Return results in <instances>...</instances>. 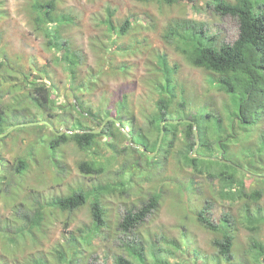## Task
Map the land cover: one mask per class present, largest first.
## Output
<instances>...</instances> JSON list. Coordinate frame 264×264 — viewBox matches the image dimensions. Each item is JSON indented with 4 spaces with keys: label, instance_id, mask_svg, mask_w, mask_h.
Listing matches in <instances>:
<instances>
[{
    "label": "trees",
    "instance_id": "obj_1",
    "mask_svg": "<svg viewBox=\"0 0 264 264\" xmlns=\"http://www.w3.org/2000/svg\"><path fill=\"white\" fill-rule=\"evenodd\" d=\"M60 1H26L25 8L33 31L41 36L45 48L53 53L47 63L39 65L33 54L8 50L2 24L9 13L6 0H0V101L4 93L13 94L11 98L21 107L11 108L12 114L21 110L24 113L26 109L23 103L26 101L43 113L44 119L55 128L46 124H33V129L50 131V136L39 138L42 143L40 147L51 153L57 167L60 168L61 160L58 147L71 142L86 151V158L78 162V169L83 173L96 176L106 173L114 162L120 160L121 163H128L126 167L129 169L124 170L127 176L125 180L98 184L94 191L80 186L67 195L38 199V207L23 225L10 222L0 225V234L3 235L0 264H101L89 261L90 254L95 250L94 237L108 224L100 196L104 193L122 195L127 190L126 185H131L135 170L144 173L150 168L164 169L173 158L179 168H187L192 175L209 179L213 198L215 194L221 200L229 201V204L240 202L239 210L232 212L230 207L216 222L206 216L208 207L205 203L196 212V220L213 236L211 243L215 252L211 256L192 246L191 242L164 235L158 241L145 239L141 243L126 244V254H117L113 264H185L177 258L191 246L193 264H262L260 256L264 254V204L260 199L263 189H248L246 179L252 178L264 183V178L247 174L239 168L243 167L240 162L230 159L225 153L230 150V143L237 139L238 131L250 132L253 126L260 123L264 113V0H214L216 11L237 18L238 35L232 42L214 44L213 37L205 36L202 26L195 21L187 20L185 25L176 22L168 28L166 36L182 43L181 46L176 43V47L192 66L211 72V84L215 82V87L228 95V102L221 105L217 114L211 112L207 104L187 114L184 110L189 98L184 92L178 94V84L173 76L176 66L168 64L164 55H159L158 63L151 71L153 77L149 80L157 99L152 112L145 117V125L135 123L132 99L128 94L123 93L113 101V115L129 131L134 144L143 145L145 151L131 145L128 136L113 120L106 122L97 133L91 131L94 128L85 125L91 121L99 127L100 122L112 114V99H109V105L103 107L101 103L90 105L82 97L83 94L93 92L100 73L104 72L103 65L82 73L84 52L75 45L67 31L75 23V10L60 8ZM157 2L172 5L195 3L196 0ZM93 21L97 29L100 28V34L95 35L92 43L91 49L94 52L108 47L109 54L138 50V45L134 44L139 42L137 38L116 45L121 37L133 29V23L127 18L118 21L115 9L104 6L102 14L94 17ZM105 40H109L110 45ZM126 66L120 65L119 70L124 71ZM58 69L64 73V80L59 82L55 76ZM60 95L62 99L58 102ZM181 111L187 115L185 118L196 123L198 145L192 123L168 122L164 124V134L157 152L149 156L147 152H154L157 148L161 120L176 117ZM7 114L0 105V132L4 130L3 123ZM35 119L36 115L30 117L29 121ZM61 124L65 125L66 130L59 134L56 125ZM121 140H127L128 143L120 147ZM258 150L264 151V135ZM245 153L249 155L247 150ZM213 156L230 160L231 163L213 159ZM16 162L18 170L28 166L23 158L18 157ZM188 189H193L191 183ZM160 197L161 193L156 191L137 210L129 208L118 224L119 227L127 231L141 224L158 206ZM87 202L90 203L91 224L68 230L63 240L51 243L48 247L41 243L45 237L46 216L50 215V208L60 212L73 211ZM65 225L68 226V223L65 222ZM241 228L247 234L243 242H240ZM234 251L239 253L234 255Z\"/></svg>",
    "mask_w": 264,
    "mask_h": 264
},
{
    "label": "rangeland",
    "instance_id": "obj_2",
    "mask_svg": "<svg viewBox=\"0 0 264 264\" xmlns=\"http://www.w3.org/2000/svg\"><path fill=\"white\" fill-rule=\"evenodd\" d=\"M26 1L6 0L9 14L2 24L5 29L4 36L10 52L33 54L41 65L47 63L53 53L45 48L41 36L33 31L25 8ZM58 5L60 8L75 10V23L70 25L67 31L73 37L75 45L84 52L82 73L103 65L104 72L100 73V79L98 78L93 92L82 95L90 105L96 106L101 103L104 107L105 104L109 105L108 101L112 99L110 107H113L111 108L113 115L115 111L113 101L126 93L132 99L131 107L136 116L135 123L145 125V117L152 112L153 104L157 99V94L149 80L153 77L151 71L158 63L159 55H164L168 64L176 66L173 76L178 84V94L184 92L189 98L184 110L187 114L195 112L204 104L208 105L211 112L217 114L221 110V105L228 102V95L216 88L215 82L212 81L211 84V72L192 66L176 47V43L180 46L182 43L172 41L171 37L166 36L170 26L176 22L185 25V22L190 20L202 26L204 35L212 36L214 44L232 42L238 35L237 18L216 11L214 0H196L195 3L172 5H163L157 0H61ZM104 6L115 9V18L118 21L127 18L133 23V29H130L126 36L121 37L116 45H123L137 38L139 42L134 44L138 45V50L135 52L129 50L125 54L119 52L109 54L107 51L109 47L96 52L91 49L95 35L100 34V28L97 29L93 18L102 14ZM105 43L110 45L109 40H105ZM122 64L127 65L124 71L119 70ZM55 76L58 82L64 80V73L60 69ZM67 83L66 81L65 85ZM12 95L4 93L1 96V108L8 113L2 132L16 124L29 122V118L35 115L34 121L46 120L43 113L29 101L23 103L26 109L24 113L21 110L12 114L11 108L21 107L11 98ZM61 99L62 95L57 98L58 102ZM55 111L61 112L60 109ZM186 116L181 111L176 117L168 119ZM10 123L11 126H8ZM85 125L98 128L91 121H87ZM33 127L34 125L16 127L3 136L4 138L0 137V225L5 222L23 225L27 217L35 212L40 198L67 195L80 186L94 191V187L98 184L125 180L127 177L124 170L129 169L126 167L128 163H121V160L114 162L108 172L97 176L81 172L78 169V162L86 158V151L71 142L58 147L61 160L60 168L57 167L55 161L53 162L56 159L51 158V153L40 145L42 143L39 138L50 136V131L33 129ZM56 127L58 131L66 130L64 124ZM124 129L125 131L121 130L127 135L129 131ZM262 135H264V113L260 123L253 126L250 132L238 131L237 139L230 143V150L225 153L230 159L240 162L244 171H249L257 178H264V151L258 150ZM121 141L120 147L128 143L127 140ZM133 146L137 145L133 142ZM245 150L249 155H246ZM18 157L28 163V166L21 167L20 171L16 167ZM132 179L131 185L129 183L126 185L127 190L122 195L104 193L100 196L108 224L94 237L95 250L90 254L89 261L113 264L117 254H126V244L141 243L145 239L158 241L164 235L191 242L192 246L211 256L215 252L211 243L213 236L196 220V212L205 203L208 207L206 216L216 222L230 207L232 212L239 210L240 202L229 204V201H223L215 194L213 198L210 180L203 176L192 175L187 168H179L174 158L164 169L150 168L144 173L135 170ZM246 181L247 188L263 189L260 202L264 204L263 181L252 178ZM190 183L193 186L192 190L188 189ZM156 191L161 193L158 206L144 218L141 224L127 231L122 230L118 224L127 210L129 208L137 210ZM50 209V215L46 216L45 237L41 239V243L46 247L63 240L68 230L83 224H91L89 202L73 211L60 212L56 208ZM244 231L241 228L240 242L246 240L247 234ZM2 236L0 234V244ZM244 245L246 246V242ZM192 246L183 250V254L181 253L177 260L185 264H193ZM2 249L0 245V250ZM234 253L237 255L239 252L234 251Z\"/></svg>",
    "mask_w": 264,
    "mask_h": 264
},
{
    "label": "water",
    "instance_id": "obj_3",
    "mask_svg": "<svg viewBox=\"0 0 264 264\" xmlns=\"http://www.w3.org/2000/svg\"><path fill=\"white\" fill-rule=\"evenodd\" d=\"M109 120H113V121L118 125V127H119L120 129H122L123 131H125V129L121 126V124H119L118 120H117L116 117L113 116V115H108L106 118L103 119V121L100 122V125H99L98 128H94V129H92L91 131L94 132V133L99 132V131L102 129V127L105 125V123L108 122ZM168 122H170V123L190 122V123H192V125H193L192 130H193V133H194V135H195L196 145H198L199 140H198V137H197L196 123H195L192 119H190V118H177V119H168V118H166V119L161 120V122H160V133H159V137H158L157 148L155 149L154 152H147L149 156H152V155H154V154L157 152L158 147H159V145H160V143H161V140H162L163 134H164V124H165V123H168ZM33 124H46V125H48L50 128L53 129L52 124H51L49 121H47V120H41V121H29V122L19 123V124H16V125L10 127L8 130H6V131H4V132H1V133H0V137L6 136L10 131H12L13 129H15L16 127L28 126V125H33ZM77 131H79V130H77ZM63 132H64V131H62V130L58 131L59 134H62ZM127 136H128V138H129V143H130L131 145H133V141H132V137H131V135H130L129 133H127ZM137 146H138V148H140V149H142L143 151H145V147H144L143 145L140 144V145H137ZM206 157H209V156H206ZM212 158H213V159H216V160H222V161H225V162L231 163L230 160L222 159L221 157L213 156ZM238 167H239V166H238ZM239 168L243 169L242 167H239ZM243 170H244V169H243ZM245 172H247L249 175L254 176V174H251L249 171H245ZM263 257H264V254L260 256V261H261L262 264H264Z\"/></svg>",
    "mask_w": 264,
    "mask_h": 264
}]
</instances>
